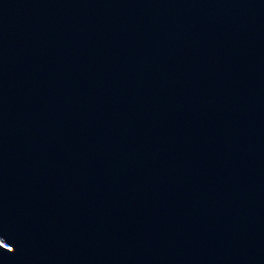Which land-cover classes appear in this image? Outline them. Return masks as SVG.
I'll use <instances>...</instances> for the list:
<instances>
[{
	"label": "water",
	"instance_id": "obj_1",
	"mask_svg": "<svg viewBox=\"0 0 264 264\" xmlns=\"http://www.w3.org/2000/svg\"><path fill=\"white\" fill-rule=\"evenodd\" d=\"M0 264H264V0H0Z\"/></svg>",
	"mask_w": 264,
	"mask_h": 264
}]
</instances>
